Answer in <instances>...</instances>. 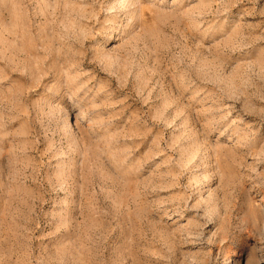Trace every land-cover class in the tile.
Masks as SVG:
<instances>
[{"label":"rangeland","instance_id":"rangeland-1","mask_svg":"<svg viewBox=\"0 0 264 264\" xmlns=\"http://www.w3.org/2000/svg\"><path fill=\"white\" fill-rule=\"evenodd\" d=\"M0 264H264V0H0Z\"/></svg>","mask_w":264,"mask_h":264}]
</instances>
